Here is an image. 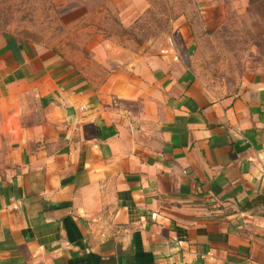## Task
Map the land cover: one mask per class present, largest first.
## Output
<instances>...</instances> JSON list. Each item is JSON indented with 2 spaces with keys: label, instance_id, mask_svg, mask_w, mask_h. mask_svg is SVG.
<instances>
[{
  "label": "crops",
  "instance_id": "obj_1",
  "mask_svg": "<svg viewBox=\"0 0 264 264\" xmlns=\"http://www.w3.org/2000/svg\"><path fill=\"white\" fill-rule=\"evenodd\" d=\"M191 2L129 46L98 21L150 0H79L86 59L0 34V264H264V0ZM234 18L246 62L216 95L191 63Z\"/></svg>",
  "mask_w": 264,
  "mask_h": 264
},
{
  "label": "rangeland",
  "instance_id": "obj_2",
  "mask_svg": "<svg viewBox=\"0 0 264 264\" xmlns=\"http://www.w3.org/2000/svg\"><path fill=\"white\" fill-rule=\"evenodd\" d=\"M79 0H0V34L13 33L33 43L52 47L64 55L87 56L92 29L71 22L79 13ZM150 8L132 25L124 27L110 13L98 21L103 29L130 46L156 40L162 44L172 32L171 21L182 15L196 16L191 0H150ZM78 5V4H77ZM187 10V11H186ZM97 15H89L97 23ZM248 23L230 19L225 26L202 38L191 63L197 80L216 95L224 94L237 80L249 47ZM86 59V58H85ZM83 64V61L76 60ZM87 60L85 61V64Z\"/></svg>",
  "mask_w": 264,
  "mask_h": 264
}]
</instances>
